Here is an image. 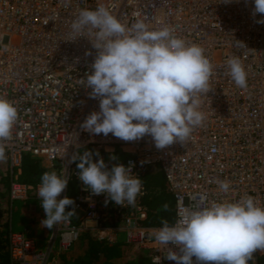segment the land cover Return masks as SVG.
<instances>
[{"label": "built area", "instance_id": "1", "mask_svg": "<svg viewBox=\"0 0 264 264\" xmlns=\"http://www.w3.org/2000/svg\"><path fill=\"white\" fill-rule=\"evenodd\" d=\"M98 5L129 26L138 19L145 20L151 30L166 25L186 43L205 49L214 66L210 92L201 97L206 120L184 145L175 143L161 150L150 136L126 142L111 133L93 135L81 127L92 112L99 111V100L90 98L91 89L81 83L86 73L91 74L97 50L90 41L93 36L74 38L71 24L81 9ZM253 10V0L228 4L223 0H0V95L14 103L20 117L6 146L8 207L15 201L34 200L28 211L43 209L38 198L41 182L21 179L27 154L49 169L56 167L58 174L66 170L69 182L58 199L67 197L70 182L76 188L72 198L76 218L54 226L43 246L27 230L10 231L6 264H55V256L68 252L82 235L111 245L117 233H122L128 246L146 252L150 264L156 256L161 264H176L165 258L168 249L155 240L152 230L162 226L142 224L148 194L144 174L151 167L160 168L173 195L171 225L178 219V201L183 199L187 207L199 194H206L209 202L253 196L264 206V24L256 22L264 14L253 16ZM235 41L245 47H237ZM232 56L239 57L245 67L246 89L237 87L227 74L225 62ZM85 149L93 153V162L99 161L96 152L128 156L120 162H104L108 170L114 165H134L132 175L143 185L134 207L126 202L118 206L105 194L86 190L78 179V160L72 161ZM217 181H227L230 190L221 191ZM253 259L254 264H264V252H255Z\"/></svg>", "mask_w": 264, "mask_h": 264}, {"label": "clouds", "instance_id": "2", "mask_svg": "<svg viewBox=\"0 0 264 264\" xmlns=\"http://www.w3.org/2000/svg\"><path fill=\"white\" fill-rule=\"evenodd\" d=\"M253 3V16L264 14V0ZM256 22L264 24V19ZM86 33L94 37L90 41L97 55L91 74L86 73L81 83L91 89L90 98L99 100V111L85 119L81 125L85 131L105 137L111 133L126 142L150 136L162 150L175 143L184 145L196 128L204 126L201 97L210 92L214 66L203 47L186 43L166 25L151 30L145 20L138 19L129 26L103 5L81 9L72 22L74 38ZM234 44L245 47L240 41ZM225 63L235 85L246 89L247 72L240 58L232 56ZM19 118L14 103L0 95V162L7 160L6 146ZM77 160L78 179L92 195L105 194L118 206L124 207L125 202L135 206L143 185L132 175L134 165H114L108 170L102 158L93 162L90 151L72 157L73 162ZM65 173V169L60 174L45 172L41 177L38 198L46 214L41 226L49 230L76 218L75 201L58 199L69 182ZM217 183L221 191L230 190L227 181ZM191 199L194 203L187 207L183 199L178 201L175 224L161 220L162 227L152 230L156 242L168 249L165 258L176 264H193V257L196 264H254L253 254L264 252V206L253 196L235 202H209L206 194ZM69 206L73 210L66 212ZM163 210L168 211L169 205L164 204ZM152 264H161V257H153Z\"/></svg>", "mask_w": 264, "mask_h": 264}, {"label": "trees", "instance_id": "3", "mask_svg": "<svg viewBox=\"0 0 264 264\" xmlns=\"http://www.w3.org/2000/svg\"><path fill=\"white\" fill-rule=\"evenodd\" d=\"M116 156V160H111V156ZM127 155L122 154L120 152H115L112 155L107 157H103L102 159L106 161L107 159L113 162H120L122 160L127 159ZM107 158V159H106ZM101 159V158H100ZM79 161H77V164ZM7 164V161H6ZM56 171L55 168H43L40 165L39 160L36 158L31 157L30 155H25L23 157L22 162V174L21 179L26 183H40L41 177L45 172H52ZM144 183L148 190V194L144 198V203L147 207V214L145 220L142 222L145 226H162L161 220H167L171 225L174 216H175V204L173 195L169 192L166 186V182L164 179V175L162 171L158 167H151L145 171L144 174ZM7 190H8V175H6L5 181L3 180L0 183V264L7 263V237L10 231H15L12 229V226L15 225L18 220L21 219V213L23 207L28 205V201L22 203L23 205L20 207H15L14 203L11 205V208L8 206V197H7ZM76 194L75 184L70 182L68 186L67 197L72 199L73 196ZM168 204L169 210L164 211L163 205ZM16 208L19 211L16 212ZM70 210V206L66 208V212ZM17 214L14 217V214ZM85 239V247L87 248V253L80 261V264H97L99 258H103L108 256V254L115 252L118 253L121 251V248H124L125 245L122 243H118L117 246H109L103 241H98L92 237H84ZM132 251H134L138 256L139 252L133 247H131ZM134 249V250H133ZM119 250V251H118ZM141 258V257H140ZM139 260V259H138ZM85 261V263H84ZM148 264V260L140 259V264L145 263Z\"/></svg>", "mask_w": 264, "mask_h": 264}, {"label": "crops", "instance_id": "4", "mask_svg": "<svg viewBox=\"0 0 264 264\" xmlns=\"http://www.w3.org/2000/svg\"><path fill=\"white\" fill-rule=\"evenodd\" d=\"M114 154V153H113ZM109 155H112V154H109ZM109 155H99L98 156V158L100 159V158H103V157H107V156H109ZM95 158L93 157V160H94ZM98 159V160H99ZM107 159V158H106ZM40 162V165H41V167H43V168H47V169H49V165H46L44 162H42V161H39ZM28 204H36V202L34 201V200H29L28 201ZM28 206V205H27ZM27 206H25V207H23V209H22V213H21V219L20 220H18V222H16L15 223V225H13L12 226V229L13 230H15L14 232H22V231H25V230H27V231H29L28 232V235L29 236H31V237H33L34 239H36L37 240V242L40 244V245H42V244H44V241H45V239L48 237V235H49V233H50V231L51 230H49V229H47V228H45V227H42L41 226V222L40 221H42V220H44V219H46V215L43 217V216H40V214H37V216H33L32 215V217L31 216H29V214L31 215V214H36V212L37 211H35L34 213H31V212H29L28 211V209H27ZM27 216H29V217H27ZM39 217H40V219H39ZM37 219H39L40 221L38 222V220ZM174 221V220H173ZM173 223V222H172ZM84 237H92V238H94L92 235H87V234H84V235H82L81 237H80V240L79 241H77L72 247H71V249L68 251V252H71V251H75V250H77V248H78V251H80V253H78V254H76V257H78V258H76L75 257V255H73L72 257L74 258V260H73V263L74 264H80L81 262L80 261H82V259H85V258H83L84 256H85V254L87 253V248L85 247V245H84V243H85V239H84ZM95 239V238H94ZM120 244V243H122V244H124L125 245V247L124 248H121V250L122 251H124V250H126V249H132L130 246H128L127 244H126V242H125V240H124V236L122 235V233H117L116 234V236H114V242L111 244V245H109V246H113V247H115V246H117V244ZM108 245V244H107ZM134 250V249H133ZM119 251V250H118ZM130 252V251H129ZM137 252H139L140 254H139V256L135 253V255H136V259H134L135 260V263H137V264H140V259H144V260H148V262H149V256L147 255V253L146 252H143V251H139V250H137ZM64 254H67V252L66 253H63V254H60V255H57V256H55V258H54V262H55V264H61L62 263V258H63V256H64ZM68 257V256H67ZM119 257V256H118ZM141 257V258H140ZM69 258V257H68ZM72 259V258H71ZM105 258L103 257V258H99V260L97 261V264H101V263H103L105 260H104ZM139 259V260H138ZM137 260V261H136ZM84 263H85V261H84ZM141 264H146V262L145 263H141ZM148 264H150V262L148 263Z\"/></svg>", "mask_w": 264, "mask_h": 264}, {"label": "rangeland", "instance_id": "5", "mask_svg": "<svg viewBox=\"0 0 264 264\" xmlns=\"http://www.w3.org/2000/svg\"><path fill=\"white\" fill-rule=\"evenodd\" d=\"M85 151H90V149H85V150L81 151L80 154H83ZM6 175H7V164H6V162H0V183L3 180L5 181ZM22 203H24V202L15 201L14 205H15V207H18L20 209V207L23 205ZM18 208H16V212L19 211ZM36 211H37L36 214H31V215L29 214V216H31V217H32V215L37 216V214H40V216H43L45 214L43 209H36ZM16 216H17V214L15 213L14 217H16ZM29 216H27V217H29ZM39 219H40V217H39ZM39 219H37L38 222L40 221ZM43 245L44 244H42L40 246H43ZM77 252L80 253V251H78V248L74 252L71 251V252H67V254H64L61 264H74L73 263L74 258L72 256L75 255V257H76V254H78ZM76 258H78V257H76ZM104 258H105L104 259L105 261L101 264H137V263H135V260H134V259H136L135 252L132 251L131 249L130 250L126 249L124 251L121 250L118 253V255H117V253L112 252V253L108 254V256H105Z\"/></svg>", "mask_w": 264, "mask_h": 264}]
</instances>
